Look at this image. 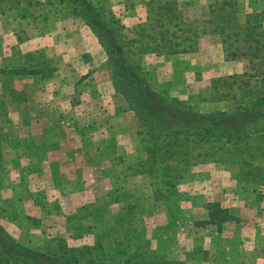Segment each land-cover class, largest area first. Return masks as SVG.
Here are the masks:
<instances>
[{"label":"rangeland","instance_id":"1","mask_svg":"<svg viewBox=\"0 0 264 264\" xmlns=\"http://www.w3.org/2000/svg\"><path fill=\"white\" fill-rule=\"evenodd\" d=\"M131 1L132 4L140 2ZM165 1H150L146 9L147 17L142 22L137 20L135 28L131 20L123 16L124 5L120 2L104 0L102 4L109 16L120 20L131 41L130 55L140 63L156 90L163 94L170 93L185 105L202 112L230 110L241 106L253 98L249 94L251 92H246L251 84L259 93L264 94V81L256 83L257 79L247 77L250 72L247 61H223L222 46L212 44L209 41L212 39L210 35L199 37L198 41L202 37L207 39L202 40L193 51H188L185 47L187 43H180L185 36L180 33H177L178 38L173 39V42L179 44L174 47L179 52L165 53L166 48L155 49L154 43L157 41L150 37L156 34L151 29L152 21H156L154 29H172V22L175 21L173 19L166 26V19H159L157 11L164 12ZM175 2L180 4L177 0ZM185 2L194 8H190L192 15H186L185 23L179 24L178 28H191L199 35L201 20L207 18V10L197 0ZM179 10L182 12V9ZM166 14L164 12V17ZM157 22L163 25L158 26ZM20 37V47L9 48L8 51L5 46L0 47V68L9 62L16 65L21 53H32L35 58L55 55L54 48L45 51L41 42L33 36L20 34ZM77 37L86 40L85 32L77 33ZM182 48L186 51L180 52ZM82 49L87 48L80 45L72 53L79 54ZM156 54L162 56L158 61L151 58ZM89 65L83 66L78 61H50L47 67L57 72H52L47 78L35 80L31 75L15 79L14 86L25 92V100L21 96L12 101V96L2 95L0 91V106L6 109L5 115H0V135H3L0 136V155L4 160L0 164V176L5 170V161L15 160V168L22 167L24 171L32 166L33 171L30 173H35V176L22 181L33 190L29 191V198L38 202L52 200L42 225L47 235L58 236L46 240L62 239L60 242L64 245L78 249L90 247L91 250H83L80 255L81 261L86 264H109L110 255L121 258L119 253L123 252V258H126L143 251L161 257L165 255L168 260H181L185 264H264V182L253 185V190L248 185L249 181L243 180L253 173L255 181L264 176V123L258 124L249 138L234 143L216 137L202 138L201 141L187 138L189 141L186 142V137L174 140L177 143L171 147V156L181 157L186 152L187 159L175 163L174 172L180 176L171 186L167 185L170 188L167 193L171 195H158L157 198L153 190L166 185L155 170L152 173L147 171L148 168L160 167L156 157L150 158L149 151L155 149V141L145 138L139 127L120 133L121 128L111 125L112 134L104 141V147L100 148V141L107 134L103 128L109 127V123L104 121L107 113L95 112L92 101L86 103L84 100L81 103L80 95L73 98V104H76L73 108H69L67 102H63V106L56 111L51 106L54 88H64L66 92L86 90L84 82L87 83V78L95 74L89 71L95 64L89 62ZM105 70L109 71L111 77L110 70L102 65L98 70L101 76L88 83L89 89L97 87L94 91H101L105 98L117 103L103 81ZM238 75L242 77L234 78ZM217 79L220 81L216 82ZM228 83H232V86L225 88ZM43 88L46 92L39 93ZM62 94L65 95V91ZM43 105L52 111L40 109ZM131 117L128 113V118L122 120L126 126L128 121L131 122ZM45 120L57 128L43 132L48 142L41 143L40 131L44 128ZM114 135L118 143L114 142ZM11 138L13 142L19 138L22 143L13 146L10 153L4 154L2 149ZM45 148L48 160H56L53 174L48 166L45 167L46 172H43V167L35 158L34 164L22 165L27 160L21 154L30 152L32 155ZM167 148L165 146L161 152ZM112 154L115 156L105 158ZM48 160L41 163L47 165ZM137 165L145 171L134 175L133 167ZM61 184H66L62 186L63 191L61 188L58 190L59 187L53 188V185L61 187ZM210 203L217 204L227 218L216 219L215 208H209ZM209 209L212 212L210 218ZM55 210L61 215H57ZM13 213L10 210V214ZM12 233L15 234L16 230ZM156 259L152 258L154 261ZM134 262L132 259L126 264Z\"/></svg>","mask_w":264,"mask_h":264},{"label":"trees","instance_id":"2","mask_svg":"<svg viewBox=\"0 0 264 264\" xmlns=\"http://www.w3.org/2000/svg\"><path fill=\"white\" fill-rule=\"evenodd\" d=\"M66 1L71 4L74 12L84 20L103 48L106 56V66L111 72L113 89L123 98L128 109L132 111L143 136L155 141V149L149 151L150 158L156 157L160 167L155 169L153 167L148 168L147 171L152 173L155 170V173L161 176L162 183L166 185V187H159L153 190L155 197L158 198V195L159 197L163 195L169 197L171 195V193H167L170 189L168 186H171L174 180L180 176L174 172L175 163L187 159L186 152H183L181 157H177V155L171 156L173 153L170 152L171 147L177 143L173 142L174 140L186 137L185 141L187 142L189 141L187 138L201 141L202 138L216 137L234 143L249 138L250 133L256 131V126L264 123V94L259 93L258 89H254L255 86L253 84L250 85L249 89H246V92H251L249 94L253 98L230 110L202 112L185 105L182 100L172 97L170 93H160L151 85L140 63L130 55L129 44L131 41L126 36L123 25L118 18L107 14L102 1ZM237 1L213 0L212 3L207 4V18L201 20V34L198 35L191 28L179 30V24L185 23V17L181 10L178 9V4L175 0H166L164 2V12H167V14L164 17V12L158 10L159 19H166V26L173 19L175 21L172 22V29H162V27L154 29L156 21H152L153 27L151 29L155 30L156 34L150 37L157 41L154 43V48L157 50L166 48L167 51L165 50V53L179 52V50L174 48L179 44L173 42V39L178 38L177 33H180V35H185L180 43H187L185 47H187L188 51H193L198 45L199 37L216 35L222 44L226 59L246 60L250 69L247 77L257 79L256 83L263 82L264 9L252 11L250 9V7H253L252 0L247 9L243 2L238 3ZM241 12H244L242 19H240ZM43 15H41L40 20L48 19L47 15ZM157 25L162 26L163 24L162 22H157ZM189 33L190 35H188ZM185 51L183 48L180 50V52ZM32 55V53H21L16 65H11L9 62L0 68L1 94L12 96V101L17 100L21 96L22 100H25V92L17 90L14 86L15 79L19 80L23 78L21 76L33 75V79L42 80L53 72L52 67H47L50 60L46 56L35 58ZM240 77L242 76L238 75L234 78L239 79ZM215 81L219 82L220 79ZM231 86L232 83H228L225 88H230ZM5 113L6 109L0 106V115H5ZM257 132L259 131L257 130ZM0 136L3 135L1 134ZM8 143L16 147L21 145L22 142L17 138L16 142L10 139ZM165 146L168 148L161 152ZM23 149L26 151L24 147ZM156 152H159V154ZM3 161L0 155V164ZM171 161H173V164ZM133 168L132 174L134 175L145 171L141 170L138 165ZM253 177L255 178V173L249 178H243V180L249 181L248 185H251L254 190L255 187L253 185L256 183L263 184L264 181L261 180L264 179V176L259 181H255ZM212 207L215 208L216 219L227 218L225 212L218 208L217 204L210 203L209 208ZM208 215L210 218V215H212L211 209L208 210ZM57 240L59 241H55V239L44 240V245L42 246L30 241H22L14 237L0 223V264H86L81 261L80 255L84 252L83 250H91L90 247H81L80 249L68 247L62 241L60 242L62 239ZM119 254L121 258L110 255L108 258L109 264H126L132 259L135 260V264H185L181 260H168L165 255L162 257L153 255L150 251H143L137 255L132 254V256L126 258H123V252ZM153 257L157 259L154 261L152 260Z\"/></svg>","mask_w":264,"mask_h":264},{"label":"crops","instance_id":"3","mask_svg":"<svg viewBox=\"0 0 264 264\" xmlns=\"http://www.w3.org/2000/svg\"><path fill=\"white\" fill-rule=\"evenodd\" d=\"M100 1H102V4L104 3V0ZM110 1H117L124 5L125 12L123 13V16L128 17L129 20H131L130 22L132 23V27L135 28V26L137 25V23L135 22L137 20L142 22L147 17V4L152 0H140L139 3L135 4H132L131 0ZM177 1H179L180 3L178 4V9H182L183 16H191L192 14H190V8L194 7L193 5H188L185 1L192 2L193 0ZM243 1V4L247 9L251 0ZM252 1L253 7L249 6L252 11H261L264 9V0ZM183 2H185L186 4ZM197 2H201V7L207 10V4L213 2V0H197ZM257 5H260L261 7L258 8ZM133 7L134 9H132ZM203 13L205 14V11H203ZM43 14L47 15L48 19L40 20V17ZM241 14H244V12H241ZM79 32H85L86 40H82L80 38L78 39L77 33ZM20 34H28L30 35V37L33 36L38 42H41L45 51L54 48L53 51L55 52V55L48 54L47 56V58L51 62L74 63L78 61L81 63V65L83 64V66L85 64L87 66H90L89 62L95 64V67L91 66V68H89V71H93V74H95L87 78V83L84 82V85L87 87L86 90H83L82 92H74L73 90H71L70 92H66V90H64L63 88L64 86L62 87L63 89L54 88L51 96L53 102H50L51 106L55 107L54 111H56V109L59 110L60 107L63 106V102H67L69 108H73L76 105L73 104V98H76V95H80L81 103H83L84 100L86 101V103H88L87 101H92V104H95V112H99L100 114L104 112L107 113L108 116L104 121L109 123V127L103 128V130L106 129L105 131L107 132V134H105V138L101 139L99 145L100 148L104 147V141H106L107 137L112 134L110 132L113 129L110 127L111 125L117 126L119 129L121 128L120 133L130 131L135 126L138 128L132 111L128 109L123 98L113 89L111 77L108 74V70H105V79L103 81L113 94L114 100L117 101V103H112L109 98H105L104 95H102L101 91H94V89L97 87H91L92 89H89L88 83L101 76V70L100 73L98 72L101 66L103 65V67L107 69L105 63L106 56L103 48L101 47L97 39H95L96 37L91 29L87 26L84 20L74 12V9L70 3H68L66 0H0V47L3 48L5 46V49L7 51L9 48L13 49L15 47H20ZM210 38H212L211 40H209L212 41V44H216L217 47H220V45L222 46L220 40L216 37V35H210ZM206 39L207 38L202 37L201 40L198 41V44L202 43V40ZM80 45L85 46L87 49H82L79 54H73L72 51H76V49ZM86 45L89 47H87ZM30 46H32V44ZM12 55L11 57H13ZM223 55V61H226L227 59L225 57V53H223ZM73 56L75 57L71 58ZM159 57L162 56H158L157 54L151 56V58L156 59V61H158ZM187 57H189V55ZM0 58L2 60V55H0ZM54 72L56 73L57 71H53V73ZM51 78L52 76L49 77V79ZM83 79H85V77ZM62 91H65V95L62 94ZM40 92L45 93V88L39 91V93ZM98 99H101V101ZM45 107L47 106L43 105V107H41L40 109L52 111L51 109H46ZM128 113L131 114L132 117L131 122L128 121V124L126 126V124L122 120L128 118ZM18 117L19 119H21L20 116ZM42 118L44 119V117ZM44 123V128L40 131L41 143L48 142L43 132L45 133L46 130L50 131L51 128H57L55 124L51 125L48 120H45ZM114 137V142L118 143V138L115 135ZM11 140L13 141L12 138ZM53 141L55 142V140ZM58 141H60L59 138ZM5 144L6 146L2 149V152L4 154H8L11 150H13V146L11 145V143L6 142ZM98 153L99 151H97V154ZM21 156L23 157V159L27 160L25 163H22V165L26 164L25 166H28L30 163L34 164L35 160L33 161V158H35L37 159V162H39L41 167H43V172H46L45 167L48 166V169L50 168V173L53 174V168L56 160H48L46 148L41 152H36L32 155L30 154V152H28L21 154ZM114 156L115 155L112 154L111 156H105V158L109 159ZM42 158H44L43 160L45 161L48 160L47 165L44 164L45 162L43 164L41 163V161H43L41 160ZM3 166L5 167V170L0 176V223L17 239H20L22 241H30L39 245H41V243L46 239L58 236V234L53 236L47 235L44 231L45 228L42 225L43 219L46 217L44 215L49 213L48 209L50 208V204H52V200H47L44 202L31 200L29 198V191L33 190L28 188V185L22 182L35 176V173H30L31 171H33L32 166H30L28 171L22 170V167L16 169L15 161L12 160L5 161ZM37 176L38 175L36 174V177ZM63 185L66 184H61V187L59 185H53V188L56 189V187H59L58 190H60L61 188L63 191ZM70 186L74 188V186H72L71 184ZM10 210L14 211L12 215L9 214ZM54 212L57 213V215H61L57 212V210H55ZM15 230L16 233L13 234L12 231Z\"/></svg>","mask_w":264,"mask_h":264}]
</instances>
